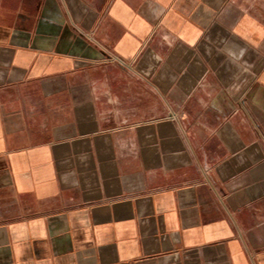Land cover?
Returning <instances> with one entry per match:
<instances>
[{"label":"crops","instance_id":"crops-1","mask_svg":"<svg viewBox=\"0 0 264 264\" xmlns=\"http://www.w3.org/2000/svg\"><path fill=\"white\" fill-rule=\"evenodd\" d=\"M0 264H264V0H0Z\"/></svg>","mask_w":264,"mask_h":264},{"label":"built area","instance_id":"built-area-1","mask_svg":"<svg viewBox=\"0 0 264 264\" xmlns=\"http://www.w3.org/2000/svg\"><path fill=\"white\" fill-rule=\"evenodd\" d=\"M176 114H171L170 117H174Z\"/></svg>","mask_w":264,"mask_h":264}]
</instances>
